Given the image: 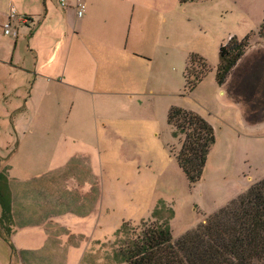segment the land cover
I'll use <instances>...</instances> for the list:
<instances>
[{"label": "rangeland", "instance_id": "374dc122", "mask_svg": "<svg viewBox=\"0 0 264 264\" xmlns=\"http://www.w3.org/2000/svg\"><path fill=\"white\" fill-rule=\"evenodd\" d=\"M175 2L162 0L161 5L165 13L168 12L164 16L150 10L147 14L143 28L148 39L158 31L159 44L147 46L150 58L145 59L141 67L132 68L136 82L113 79L98 85L99 92L87 90L84 94L73 86L63 87L62 91L54 92L57 93L53 94L54 100L42 103L35 93L31 97V121L30 118L21 121L23 130L18 134L0 130V143L5 145L0 144L3 157L15 149L17 137L19 141L22 134L31 137L30 147L9 161L16 178L22 179L26 174L65 173L70 161L92 177L90 182L83 181L80 188L98 197L97 223L93 225V235L86 228L81 233L99 240L100 254L104 257L99 264H124L116 259L113 245L115 231L123 221L136 226L141 220L156 216L168 223L173 239L202 222L203 211L232 190L226 188L228 184L238 181L233 173L235 165L240 169L242 164L236 160L248 153L252 156L255 151L237 146L239 133L248 132H237L236 127L229 131L214 121L215 128L210 124L214 144L200 179L190 184L176 158L183 136L168 123L167 114L171 107L198 114L194 111L198 109L195 99L204 100L209 96L206 89L186 91L185 67L191 78L192 73L202 71L201 61L187 64L188 56L196 55L197 48L211 60L213 46L227 33L243 37L252 29L257 30L264 0ZM178 6L180 11L176 12ZM254 36L260 40L256 34ZM204 63L212 66L211 62ZM231 95L235 97V93ZM219 100L216 94L209 98L214 106ZM220 110L223 112L222 108ZM8 123L7 120V126ZM0 124L2 128L5 125L2 121ZM78 128L75 134L73 129ZM7 140L10 143H5ZM58 141L61 146L53 147ZM24 152L31 155V161L23 159ZM71 154L74 155L69 158ZM249 166L251 162L241 169ZM64 184L67 190L77 188L72 177L64 180ZM244 191L232 193L220 206ZM67 220L68 226H75L74 220L69 217ZM8 225L0 215V236L6 237L0 239V257L10 252ZM16 239L12 236L11 240L14 243Z\"/></svg>", "mask_w": 264, "mask_h": 264}, {"label": "crops", "instance_id": "0c3cea01", "mask_svg": "<svg viewBox=\"0 0 264 264\" xmlns=\"http://www.w3.org/2000/svg\"><path fill=\"white\" fill-rule=\"evenodd\" d=\"M60 1L0 0V121L5 123L3 128L0 124V130L8 134L20 133L24 128L21 121L28 118L31 121V97L35 93L42 103L54 100L57 94L54 92L62 91L63 87L73 86L84 94L87 90L99 92L98 85L113 79L136 82L132 68L141 67L150 58L147 46L159 44L158 31L148 39L143 28L147 14L149 10L155 15L168 13L161 5L162 0H65V6ZM176 1V4L180 2ZM79 2L85 6L80 17L75 10ZM11 10L15 12L13 17ZM260 17L259 25L264 12ZM7 22L10 32L5 34L3 26ZM232 36L242 38L227 33L217 40L211 60L207 53L195 48L196 55L212 66L208 63L209 72L193 89H206L209 96L195 99L198 109L194 111L214 128L215 121L229 131L236 127L237 132H248L239 133L237 146L255 151L252 156L247 152L242 161L236 160L241 166L250 162L251 166L239 169L235 165L233 176L238 181L233 180L234 187L226 186L232 190L204 210L205 215L223 205L232 193L244 191L264 175V39L252 36L244 55L219 85L215 80L218 50ZM214 94L220 99L215 106L209 101ZM73 132L78 134L79 128ZM16 140L15 149L7 157L0 155V172L4 178L0 181V193L9 208L3 216L0 206V215L9 224L10 241V252L0 257V264L13 261L15 264H99L100 258L104 259L99 240L91 237L97 223L98 197L80 188L83 181L90 182L92 177L70 161L65 173L26 174L18 179L9 161L30 147L31 137L22 134L20 141L19 137ZM58 146H61L59 141L53 145ZM23 155V159L31 161L28 152ZM69 177L77 188L67 190L64 180ZM68 217L74 220V227L67 225ZM85 228L92 235L81 233ZM12 236L17 237L14 243Z\"/></svg>", "mask_w": 264, "mask_h": 264}, {"label": "trees", "instance_id": "16d2710c", "mask_svg": "<svg viewBox=\"0 0 264 264\" xmlns=\"http://www.w3.org/2000/svg\"><path fill=\"white\" fill-rule=\"evenodd\" d=\"M264 39V19L258 29L242 38L230 37L218 50L219 63L215 80L221 85L231 69L244 55L250 38ZM201 61L202 71H183L186 91H192L210 67L197 55L190 54L187 64ZM168 123L183 137L177 163L190 184L202 174L207 155L214 144L211 125L200 115L179 107H171ZM4 179L0 172V181ZM0 193L3 216L8 203ZM6 203V204H5ZM114 255L126 264H264V177L216 211L205 215L202 222L173 239L168 223L155 218L141 220L136 226L123 221L114 234Z\"/></svg>", "mask_w": 264, "mask_h": 264}, {"label": "built area", "instance_id": "2783aa9c", "mask_svg": "<svg viewBox=\"0 0 264 264\" xmlns=\"http://www.w3.org/2000/svg\"><path fill=\"white\" fill-rule=\"evenodd\" d=\"M61 2V5L62 6H65L66 5V2H65V0H61L60 1ZM84 9H85V6H84V4L83 3H77L76 5H75V10H76V15L78 16V17H80L81 15H82V13L84 12ZM14 10H11V12H10V17H13L14 16ZM4 33L5 34H8L9 32H10V24L7 22V23H5L4 24Z\"/></svg>", "mask_w": 264, "mask_h": 264}]
</instances>
